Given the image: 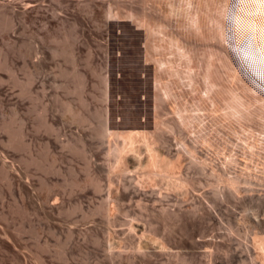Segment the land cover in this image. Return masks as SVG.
I'll return each instance as SVG.
<instances>
[{"label": "rangeland", "instance_id": "1", "mask_svg": "<svg viewBox=\"0 0 264 264\" xmlns=\"http://www.w3.org/2000/svg\"><path fill=\"white\" fill-rule=\"evenodd\" d=\"M154 1L184 53H164L177 73L162 76L159 101L144 31L126 19L140 0H0V264H264V136L208 119L204 45L169 12L175 0ZM5 123L21 127V143ZM104 126L134 137L139 164L114 162ZM153 148L179 162L154 185L142 177ZM186 150L251 183L221 198L223 183Z\"/></svg>", "mask_w": 264, "mask_h": 264}, {"label": "bare ground", "instance_id": "2", "mask_svg": "<svg viewBox=\"0 0 264 264\" xmlns=\"http://www.w3.org/2000/svg\"><path fill=\"white\" fill-rule=\"evenodd\" d=\"M148 1L140 0L141 5L138 7L128 6V16L126 19L130 18L132 20V22L130 21L131 23L136 27L142 28L144 31V34H141L144 35L143 39L145 41L143 60L152 64V67H150L152 68L151 72L157 90L154 97L155 100L159 101L161 95L158 94V91H162L164 88L162 76L177 73L170 65L164 53L176 54L179 57H183L184 53L178 41L173 44L167 42L165 37L167 34L165 33L170 24L160 20L153 13V10L158 6L157 2H152L148 8ZM175 1H168L169 12L172 15L182 17L189 30L204 45V52L198 61L197 67L199 68L200 82L204 87L205 96L202 110L205 111V115L215 124L235 123L247 126V132L250 135H253L254 131H258L264 136V0ZM121 34L123 35V33ZM123 37L125 38V36ZM126 48L125 51H127ZM61 52L73 56L71 48L62 50ZM135 53L137 52L135 51ZM131 66L133 67V65ZM136 70H134L136 73L137 71H141V69ZM198 80L196 78V82ZM2 128L8 132L10 142L21 143V127L13 131L11 123H5ZM159 130L161 128L158 125L152 133L148 132L146 136L147 140L151 139L155 141L158 139L160 136ZM100 135L102 137L109 136L117 139L109 147L110 155L113 157L115 163L120 164L124 162L122 164H125L130 162V164L136 165L142 160L137 152L134 151V137L131 134H122L119 131L113 132L111 128L109 130L104 126ZM126 148L134 152L132 160L129 158L125 161L126 158L122 156V152ZM186 153L192 158L190 159L191 163L195 164L203 172L204 176L215 177L217 181L223 183V186L221 188L218 187L216 191V194L221 198L224 193L237 197L240 184L251 183V179L247 174L228 173L223 169L221 174H216L210 168H207V165L203 161L193 156L191 154L192 151L186 150ZM146 162L152 168L144 171L142 177L144 182L152 185L158 183L160 174L171 178L179 170L178 160L171 162L170 159L164 158L154 148L149 149ZM212 167L217 168L218 164L212 162ZM129 230L133 231L134 229L130 227ZM256 247L258 249L257 255L263 263V238L257 242Z\"/></svg>", "mask_w": 264, "mask_h": 264}]
</instances>
